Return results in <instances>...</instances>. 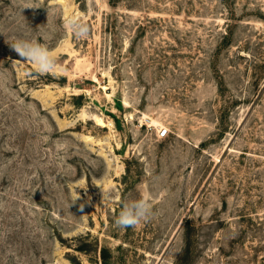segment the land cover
<instances>
[{
  "label": "rangeland",
  "instance_id": "rangeland-1",
  "mask_svg": "<svg viewBox=\"0 0 264 264\" xmlns=\"http://www.w3.org/2000/svg\"><path fill=\"white\" fill-rule=\"evenodd\" d=\"M0 264H264V0H0Z\"/></svg>",
  "mask_w": 264,
  "mask_h": 264
},
{
  "label": "clouds",
  "instance_id": "clouds-1",
  "mask_svg": "<svg viewBox=\"0 0 264 264\" xmlns=\"http://www.w3.org/2000/svg\"><path fill=\"white\" fill-rule=\"evenodd\" d=\"M67 24L77 37L83 38L88 35V26L82 19L70 17L67 20ZM10 46L20 58H23L22 60L30 61L38 72L50 73L57 68V60L54 54L38 42L17 41ZM109 199L110 197L103 192V202ZM82 208L83 205H81ZM151 215L152 204L150 197L144 195L139 200L125 203L115 220V224L121 228L135 227L142 221H147Z\"/></svg>",
  "mask_w": 264,
  "mask_h": 264
},
{
  "label": "built area",
  "instance_id": "built-area-1",
  "mask_svg": "<svg viewBox=\"0 0 264 264\" xmlns=\"http://www.w3.org/2000/svg\"><path fill=\"white\" fill-rule=\"evenodd\" d=\"M167 136H168L167 129H160V131H159V137L166 138Z\"/></svg>",
  "mask_w": 264,
  "mask_h": 264
}]
</instances>
